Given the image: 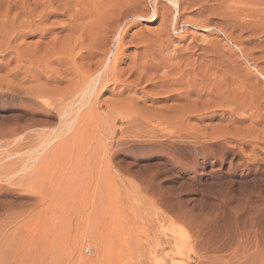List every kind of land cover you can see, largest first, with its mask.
<instances>
[{
	"label": "rangeland",
	"instance_id": "rangeland-1",
	"mask_svg": "<svg viewBox=\"0 0 264 264\" xmlns=\"http://www.w3.org/2000/svg\"><path fill=\"white\" fill-rule=\"evenodd\" d=\"M178 2L0 0V264H261L264 0Z\"/></svg>",
	"mask_w": 264,
	"mask_h": 264
},
{
	"label": "bare ground",
	"instance_id": "bare-ground-1",
	"mask_svg": "<svg viewBox=\"0 0 264 264\" xmlns=\"http://www.w3.org/2000/svg\"><path fill=\"white\" fill-rule=\"evenodd\" d=\"M168 4H170V5H172V7H173V10L176 12L177 11V13H178V10H177V8L179 7V2H178V0H168ZM158 10H156V7H154L153 8V10H152V13L150 14V18L151 19H155L156 17H158L160 14L157 12ZM26 15L28 16V14L26 13ZM135 15V14H134ZM177 15V14H176ZM136 16H138L137 14H136ZM139 16H142V18H143V16H146L145 14H143V15H139ZM80 22V21H79ZM82 22V21H81ZM85 23V22H84ZM83 23V24H84ZM80 24V23H79ZM80 25H82V23L80 24ZM80 28V30L82 31V29L83 28H81V27H79ZM84 30V29H83ZM122 33H124V31L123 32H121L120 33V35L118 36V45L120 44V43H122ZM81 34H82V32H81ZM80 35V34H79ZM81 37V35L79 36V38ZM101 37V39H99V41L97 42H95V43H93L92 45H90L89 46V49L87 48V50L84 52V53H79L77 56H79V58L81 57L82 59L83 58H85V57H89L90 55H92V56H90L91 58H93L95 55V53H94V51H96L97 49H95V48H98V45L99 46H102V45H100L101 43H102V40H103V38L104 37H102V36H99V38ZM120 46V45H119ZM95 49V50H94ZM97 53H99V51H97ZM96 53V54H97ZM100 53H102V52H100ZM112 54V58L110 57L109 59H107V62L105 63V59H104V61H101V62H99L98 60H99V58L98 59H96L97 61L96 62H99V63H96L95 64V62H94V65H92L93 67H92V69H91V65H90V63H91V61H93V60H91V58H85V63L84 64H88L89 63V65H90V70H87V66L88 65H86V68H82V70H80L79 69V67L81 68V66L82 67H84L82 64H81V66H80V64H79V67H78V69H77V71L74 69L75 67H76V63H75V59H73V58H71V59H73V60H71V61H69L68 62V60L66 61L67 63H69L68 65L69 66H67L66 68L67 69H69L70 67H72L71 69H69L68 71H70V70H72L71 71V73L69 74V75H72V74H74V75H76V76H78L79 75V77L80 78H78L79 79V81L77 82V80L76 81H74V82H72V80H71V78L69 79V78H65L67 75H63V74H61V72H65L66 73V71L67 70H63V71H61L60 73L58 72V73H56L55 71L54 72H52V73H50L51 74V76H53L54 77V79L55 80H57L58 82L60 81V80H63V79H65V80H67L66 81V83L68 82V84H66L67 85V87L70 89L71 87H69V83H70V81H71V84H72V88H71V90H70V92L71 93H69V95H70V97L71 98H73L74 99V101L72 102V106L74 105V103L76 102V99L78 98V102H77V104H78V107L76 106V111H79L81 108H83V106H85V104L88 102V100L89 99H95L96 100V96L98 97V94L101 92V91H108V83H109V81H117V82H121V81H119L120 79V74H119V72H117L118 71V65L120 64L119 62L121 61H119V59L120 58H118V57H120L119 56V54L118 53H111ZM81 55V56H80ZM86 55V56H85ZM98 55V54H97ZM84 56V57H83ZM106 56H107V53L105 54V58H106ZM76 58V57H75ZM80 58V59H81ZM95 58V57H94ZM58 59V58H57ZM90 59V62H87V60H89ZM102 59V60H103ZM35 61V60H34ZM38 61V60H37ZM36 61V62H37ZM31 63H32V61H31ZM40 63H41V61H40ZM39 64V63H38ZM92 64H93V62H92ZM31 65V64H30ZM146 66V65H145ZM144 66V67H145ZM39 67H42V66H39ZM76 67V68H77ZM38 69V68H37ZM40 69V68H39ZM139 69V66H138V68H137V70ZM46 71H47V69H45ZM78 70H80V71H78ZM47 72H49V70L47 71ZM37 73V72H36ZM64 73V74H65ZM117 73L119 74V76L117 75ZM137 73V72H136ZM259 73V72H258ZM139 74H141V73H139ZM57 76V77H56ZM59 77V78H58ZM68 77V76H67ZM69 77H73V76H69ZM165 77H167V76H165ZM165 77H162L161 78V82H163L162 84H164V83H166L167 81L166 80H168V79H165ZM263 77V76H262ZM77 78V77H76ZM75 78V79H76ZM264 78V77H263ZM50 79V78H49ZM73 79V78H72ZM138 79H139V77L137 78V81H138ZM170 79V78H169ZM53 80V79H52ZM139 80H141V79H139ZM65 82V81H64ZM122 83V82H121ZM174 82H169L168 84H173ZM111 84V83H110ZM115 84V83H114ZM117 84V83H116ZM161 84V85H162ZM167 84V83H166ZM114 87H115V85H114ZM64 88H66V87H64ZM67 90V89H66ZM65 91V89L63 90V92ZM170 91V90H169ZM172 91V90H171ZM177 91V89H175V90H173V92H176ZM66 92V91H65ZM65 92H64V94H65ZM69 92V91H68ZM67 93V92H66ZM35 94V93H34ZM61 94H63L62 93V91H61ZM27 95V94H26ZM68 95V96H69ZM171 95V94H170ZM169 95V96H170ZM55 96H60V95H55ZM172 96H175L176 98H182L181 96V94L180 93H175V94H173ZM33 97V96H32ZM63 97V96H62ZM70 98V99H71ZM169 98V97H168ZM58 99V97L55 99L56 101L55 102H57V104H59V100H57ZM69 99V98H68ZM33 100V99H32ZM60 100H62V99H60ZM63 100H64V98H63ZM63 100L62 101H60V104L62 103H64L65 102V100H64V102H63ZM72 100V99H71ZM66 101H69V100H66ZM68 103V102H67ZM69 103L71 104V102L69 101ZM68 103V104H69ZM89 103V102H88ZM92 103H93V100H92V102L91 103H89L88 104V106L89 107H87V108H90V109H88V110H90V111H92V108H93V105H92ZM40 104V103H39ZM55 104V103H54ZM57 104H55L54 105V107H55V110H56V107L58 106ZM62 104L60 105V106H62ZM68 104H66L67 106H68ZM53 107V108H54ZM66 106H64L63 108H62V111H59V117H60V119H64V118H66V117H68L69 118V116H67L68 114H69V112L71 111H69V109L70 108H68V107H66V108H68V109H66L65 108ZM69 107H71L70 105H69ZM58 108L60 109V107L58 106ZM72 109H73V111H75V109H74V107H71ZM85 108V107H84ZM87 108H86V110H87ZM72 111V112H73ZM75 111V112H76ZM83 111H85V110H82L81 111V115H82V113H83ZM86 113V111L83 113V114H85ZM88 114V116H89V113H88V111H87V113H86V115ZM75 115H76V113H75ZM78 115V114H77ZM80 115V114H79ZM80 115V116H81ZM86 115H84V117L86 116ZM72 117V116H71ZM82 117V116H81ZM80 117V118H81ZM67 119V118H66ZM73 120H72V122L74 121V120H76L75 118H72ZM79 119V118H78ZM77 119V120H78ZM65 120V119H64ZM70 120V121H69ZM115 120V119H114ZM63 121V120H62ZM81 121H83V120H81ZM72 122H71V119H67V121L65 120V125L67 126L66 127V129L67 130H69V129H71V127L73 126L72 125ZM77 122H80L79 120L77 121ZM84 122V121H83ZM85 123V122H84ZM73 124H74V122H73ZM79 124V123H78ZM78 124L76 123V125L78 126ZM72 125V126H71ZM75 125V126H76ZM76 126V127H77ZM82 126L84 127V124H82ZM75 129V128H74ZM73 129V130H74ZM53 134V133H52ZM43 142V141H42ZM44 146L45 145H49V143H47V142H50V141H45L44 140ZM40 143V145H41V141L39 142ZM27 144V143H26ZM32 145V144H31ZM44 146H43V148H44ZM47 147V146H46ZM31 148V147H30ZM42 148V147H41ZM36 149V148H35ZM34 150V149H33ZM36 151V150H35ZM264 241V240H263ZM260 244V243H259ZM258 245V244H257ZM251 246V245H250ZM262 249H264V248H262ZM261 250V249H260ZM261 252H262V250H261ZM256 254V253H255ZM263 257H264V255H262ZM259 257V256H258ZM257 257V258H258ZM261 257V256H260ZM259 257V258H260ZM262 257V261L260 262L261 264H262V262L264 261V258ZM256 258V259H257ZM251 260H253V258H251ZM258 260V259H257ZM256 260V261H257ZM256 261H254V263L256 262ZM258 262V261H257ZM247 264H250V262H248ZM251 264H253V263H251ZM256 264V263H255ZM263 264H264V262H263Z\"/></svg>",
	"mask_w": 264,
	"mask_h": 264
}]
</instances>
